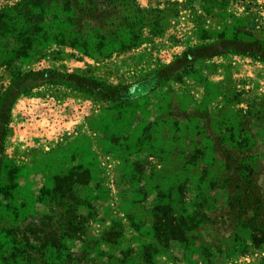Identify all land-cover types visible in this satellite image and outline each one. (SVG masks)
Segmentation results:
<instances>
[{
	"label": "rangeland",
	"instance_id": "obj_1",
	"mask_svg": "<svg viewBox=\"0 0 264 264\" xmlns=\"http://www.w3.org/2000/svg\"><path fill=\"white\" fill-rule=\"evenodd\" d=\"M47 76L100 113L14 151ZM0 264H264V0H0Z\"/></svg>",
	"mask_w": 264,
	"mask_h": 264
},
{
	"label": "built area",
	"instance_id": "obj_2",
	"mask_svg": "<svg viewBox=\"0 0 264 264\" xmlns=\"http://www.w3.org/2000/svg\"><path fill=\"white\" fill-rule=\"evenodd\" d=\"M100 106L65 87L43 84L14 104L9 123L10 147L14 151L50 150L89 131ZM24 155L18 158H23Z\"/></svg>",
	"mask_w": 264,
	"mask_h": 264
},
{
	"label": "trees",
	"instance_id": "obj_3",
	"mask_svg": "<svg viewBox=\"0 0 264 264\" xmlns=\"http://www.w3.org/2000/svg\"><path fill=\"white\" fill-rule=\"evenodd\" d=\"M56 74V73H55ZM59 75H62L63 73H58ZM65 74H63L62 76H64ZM43 84H50V85H54V86H59V87H66L68 89H71L73 91H75L76 93H83L84 95H87L90 98H100V95L94 91H85L83 88L78 87L76 85H73L71 83L65 82L63 81V79L61 78H57L54 76H47L45 77V80H43L42 82H38L33 88L24 91L22 94H30L32 93L33 90L37 89L38 87L42 86ZM18 97V96H17ZM16 97V98H17ZM7 131V127L5 129ZM5 131V132H6ZM6 133H4L5 135ZM6 139V135L4 140ZM166 213H171L172 210H170L168 207L165 210ZM50 233L51 235L49 236V238L52 240V244H54V246L58 245L59 242V238H58V230L59 227L57 226V224L52 223L51 227H50Z\"/></svg>",
	"mask_w": 264,
	"mask_h": 264
}]
</instances>
